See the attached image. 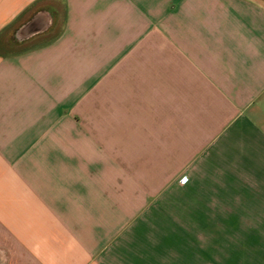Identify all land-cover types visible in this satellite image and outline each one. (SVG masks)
Returning <instances> with one entry per match:
<instances>
[{"label":"crops","instance_id":"0c3cea01","mask_svg":"<svg viewBox=\"0 0 264 264\" xmlns=\"http://www.w3.org/2000/svg\"><path fill=\"white\" fill-rule=\"evenodd\" d=\"M0 264H264V2L0 0Z\"/></svg>","mask_w":264,"mask_h":264},{"label":"rangeland","instance_id":"374dc122","mask_svg":"<svg viewBox=\"0 0 264 264\" xmlns=\"http://www.w3.org/2000/svg\"><path fill=\"white\" fill-rule=\"evenodd\" d=\"M261 2H264L263 0H260ZM72 118L74 119V121L76 122V124H78V114L77 113H72L71 114ZM85 116H94L92 113H88Z\"/></svg>","mask_w":264,"mask_h":264},{"label":"water","instance_id":"95a60500","mask_svg":"<svg viewBox=\"0 0 264 264\" xmlns=\"http://www.w3.org/2000/svg\"><path fill=\"white\" fill-rule=\"evenodd\" d=\"M264 1V0H263Z\"/></svg>","mask_w":264,"mask_h":264}]
</instances>
